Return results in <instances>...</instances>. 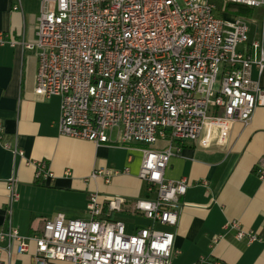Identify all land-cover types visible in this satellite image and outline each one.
I'll return each mask as SVG.
<instances>
[{
  "label": "built area",
  "instance_id": "2783aa9c",
  "mask_svg": "<svg viewBox=\"0 0 264 264\" xmlns=\"http://www.w3.org/2000/svg\"><path fill=\"white\" fill-rule=\"evenodd\" d=\"M38 1L37 40L26 43L0 31V45L36 52L35 92L60 97L61 135L100 145L112 143L115 133L119 145L146 146L138 176L150 196L132 201V210L151 224L127 233L114 214L130 201L111 196L103 203L93 193L88 219L59 213L41 232L24 236L13 225L19 194L12 180L0 228V264H6L3 254L10 262L32 245L35 264H173L176 233L157 226L177 228L188 185L186 179H166L165 171L186 143L225 146L236 122L248 124L264 108V89L252 79L253 69L264 70V49L259 43L247 46V21L227 10L230 4L263 7L264 0ZM21 6L15 0L13 10ZM160 140L166 147L153 148ZM37 168V178L53 177L45 162ZM98 174L110 182V170ZM231 228L239 241H262L238 223ZM195 264L222 263L202 258Z\"/></svg>",
  "mask_w": 264,
  "mask_h": 264
},
{
  "label": "crops",
  "instance_id": "0c3cea01",
  "mask_svg": "<svg viewBox=\"0 0 264 264\" xmlns=\"http://www.w3.org/2000/svg\"><path fill=\"white\" fill-rule=\"evenodd\" d=\"M15 0H0V31L26 43L37 40L41 13L38 0H22L21 9L13 10ZM240 16V15H239ZM242 17L249 26L250 46L264 49V6L250 8ZM245 47L242 46L241 49ZM38 57L21 46L0 45V228L5 226L10 199L9 182H16L19 200L12 206L13 225L24 236L41 232L47 220L63 213L71 219H88L91 194L121 196L130 201L114 217L126 225L127 233H136L151 222L132 210V201L150 196L139 178L143 144L119 145L115 133L112 143L93 142L61 135L59 120L61 99H45L35 92ZM252 79L264 89V70L253 69ZM160 140L153 148L164 149ZM15 149L23 154H16ZM45 162L53 177L37 178V163ZM264 108H258L248 124L236 122L228 144L203 148L188 142L178 156L172 157L165 171L171 181L186 179L185 203L174 231L179 253L173 264H195L201 259L222 264H264ZM112 172L107 182L99 171ZM238 223L247 233L262 239L251 244L237 240ZM16 254L6 264H35L32 253ZM57 264H70L59 262Z\"/></svg>",
  "mask_w": 264,
  "mask_h": 264
},
{
  "label": "trees",
  "instance_id": "16d2710c",
  "mask_svg": "<svg viewBox=\"0 0 264 264\" xmlns=\"http://www.w3.org/2000/svg\"><path fill=\"white\" fill-rule=\"evenodd\" d=\"M247 9H250V8H247V7H243V6H240V5H235V4H230L227 6V10L230 12V13H233V14H236V15H244L246 13V10Z\"/></svg>",
  "mask_w": 264,
  "mask_h": 264
},
{
  "label": "rangeland",
  "instance_id": "374dc122",
  "mask_svg": "<svg viewBox=\"0 0 264 264\" xmlns=\"http://www.w3.org/2000/svg\"><path fill=\"white\" fill-rule=\"evenodd\" d=\"M216 14H217V16H219V17H220V16H222V14H221L220 10H219V11H217V12H216Z\"/></svg>",
  "mask_w": 264,
  "mask_h": 264
}]
</instances>
